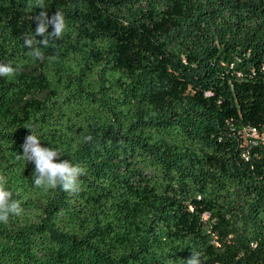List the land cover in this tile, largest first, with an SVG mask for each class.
I'll return each mask as SVG.
<instances>
[{
	"label": "trees",
	"instance_id": "obj_1",
	"mask_svg": "<svg viewBox=\"0 0 264 264\" xmlns=\"http://www.w3.org/2000/svg\"><path fill=\"white\" fill-rule=\"evenodd\" d=\"M44 5L67 29L36 59L43 9L0 0V174L23 208L0 264H264V0ZM28 128L85 169L78 192L34 186Z\"/></svg>",
	"mask_w": 264,
	"mask_h": 264
},
{
	"label": "clouds",
	"instance_id": "obj_2",
	"mask_svg": "<svg viewBox=\"0 0 264 264\" xmlns=\"http://www.w3.org/2000/svg\"><path fill=\"white\" fill-rule=\"evenodd\" d=\"M35 7L43 10L33 17L36 23L34 34H23L21 39L24 47L29 49L30 55L40 59L42 52L37 45L47 47L50 40L61 39L67 29V24L65 16L60 10H56L51 16L48 15L44 0H35ZM50 26L51 31H49ZM37 37L43 39L38 40ZM15 73L16 69L11 64L0 62V77H12ZM84 139L86 142H91L92 137L86 136ZM21 147L22 154H19L17 159L34 164L32 177L35 187L59 188L72 194L79 191V178L85 175V169L72 163L69 159H60L62 157L61 150L51 146H42L40 137L32 130L31 134L26 136ZM8 183L7 176L0 174V224L3 225H7L12 216H19L23 212L20 202L13 198V192L8 187ZM183 264H202L200 253L192 250L190 257L183 261Z\"/></svg>",
	"mask_w": 264,
	"mask_h": 264
},
{
	"label": "built area",
	"instance_id": "obj_3",
	"mask_svg": "<svg viewBox=\"0 0 264 264\" xmlns=\"http://www.w3.org/2000/svg\"><path fill=\"white\" fill-rule=\"evenodd\" d=\"M253 135H255V130H253Z\"/></svg>",
	"mask_w": 264,
	"mask_h": 264
}]
</instances>
